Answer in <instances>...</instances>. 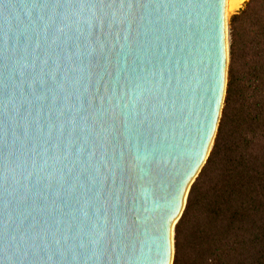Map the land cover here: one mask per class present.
<instances>
[{
	"label": "water",
	"instance_id": "95a60500",
	"mask_svg": "<svg viewBox=\"0 0 264 264\" xmlns=\"http://www.w3.org/2000/svg\"><path fill=\"white\" fill-rule=\"evenodd\" d=\"M229 40L225 0H0V264H172Z\"/></svg>",
	"mask_w": 264,
	"mask_h": 264
},
{
	"label": "trees",
	"instance_id": "16d2710c",
	"mask_svg": "<svg viewBox=\"0 0 264 264\" xmlns=\"http://www.w3.org/2000/svg\"><path fill=\"white\" fill-rule=\"evenodd\" d=\"M221 119L174 231L172 264H264V0L229 21Z\"/></svg>",
	"mask_w": 264,
	"mask_h": 264
},
{
	"label": "bare ground",
	"instance_id": "6f19581e",
	"mask_svg": "<svg viewBox=\"0 0 264 264\" xmlns=\"http://www.w3.org/2000/svg\"><path fill=\"white\" fill-rule=\"evenodd\" d=\"M243 2L244 0H225V19L236 12Z\"/></svg>",
	"mask_w": 264,
	"mask_h": 264
},
{
	"label": "rangeland",
	"instance_id": "374dc122",
	"mask_svg": "<svg viewBox=\"0 0 264 264\" xmlns=\"http://www.w3.org/2000/svg\"><path fill=\"white\" fill-rule=\"evenodd\" d=\"M244 1H245V0H244ZM242 4H243V3H242ZM242 4H241V6H242ZM241 6H240V8H241ZM240 8H239V9H240ZM239 9H238V10H239ZM234 13H235V12H234ZM234 13H233V14H234ZM233 14H231V15L228 17V19H227V20H228V24H229L230 18H231V16H232ZM229 36H230V35H229ZM228 65H229V62H228ZM227 72H228V71H227ZM222 108H223V107H222ZM221 114H222V112H221ZM220 119H221V118H220ZM219 122H220V121H219ZM216 133H217V132H216Z\"/></svg>",
	"mask_w": 264,
	"mask_h": 264
},
{
	"label": "snow or ice",
	"instance_id": "6c2138e0",
	"mask_svg": "<svg viewBox=\"0 0 264 264\" xmlns=\"http://www.w3.org/2000/svg\"><path fill=\"white\" fill-rule=\"evenodd\" d=\"M97 2L99 3V2H106V0H97Z\"/></svg>",
	"mask_w": 264,
	"mask_h": 264
}]
</instances>
